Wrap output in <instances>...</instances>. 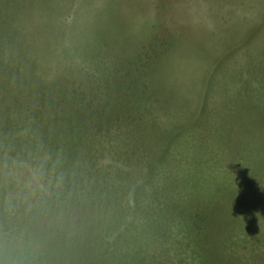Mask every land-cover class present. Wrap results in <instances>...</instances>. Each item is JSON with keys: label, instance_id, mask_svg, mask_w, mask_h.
<instances>
[{"label": "rangeland", "instance_id": "rangeland-1", "mask_svg": "<svg viewBox=\"0 0 264 264\" xmlns=\"http://www.w3.org/2000/svg\"><path fill=\"white\" fill-rule=\"evenodd\" d=\"M0 6V264H264V0Z\"/></svg>", "mask_w": 264, "mask_h": 264}, {"label": "trees", "instance_id": "trees-1", "mask_svg": "<svg viewBox=\"0 0 264 264\" xmlns=\"http://www.w3.org/2000/svg\"><path fill=\"white\" fill-rule=\"evenodd\" d=\"M1 1V0H0ZM3 6H0V9L2 8ZM0 21H1V16H0ZM4 21V19H2V22ZM5 22V21H4ZM2 29H0V31H1ZM4 34L3 33H0V42H2V41H5L6 42V38H5V36H3ZM95 70H97V71H100L99 70V68H97V69H95ZM121 70H123V72L127 75V74H129V70H128V68H122ZM100 73H101V75H102V71H100ZM125 74H123V75H125ZM120 76V75H119ZM97 77V79L100 77L101 78V76H100V74L99 75H97L96 76ZM99 78V79H100ZM118 81L117 82H114V83H111L110 85H108L107 83L106 84H104L103 86L100 84V82H99V80H98V82L97 83H95V84H91V86H88V84H87V88H89V89H98L100 86H102V87H104V88H102V90L100 91V93L103 95V96H107V95H109L108 97H111V98H114V100H116L117 98H118V94H119V92H122V91H124L122 88L125 86L123 83V78H121V77H118ZM124 85V86H123ZM128 84H126V86L125 87H128L127 86ZM40 87V86H39ZM0 88H1V84H0ZM33 90V89H32ZM32 90H30V91H32ZM97 91V90H96ZM96 91H90L88 94H82L81 96H82V98L83 99H79V101H78V103H80V105L81 104H93V101H92V94L94 93V92H96ZM111 94V95H110ZM96 98H99V97H96ZM114 103H116L117 105H119V101L117 100V102H114ZM105 104H107V101H105L104 102V104L103 105H105ZM66 105H70V104H68V103H66V104H62V107H67ZM100 105V104H99ZM126 105H127V102H126ZM70 106H72V104L70 105ZM101 108H103V107H101ZM100 108H97L96 110L95 109H92V110H85V109H83V110H85V111H88V112H90L88 115H90V116H93V117H95L96 119H97V117H96V114H99V116H100V118H98V121H101V120H104V114H106V111L107 110H99ZM63 110H65V108H63ZM114 116H115V114H114ZM137 117L138 115H136V114H134L132 117L134 118V117ZM128 117H131V116H129L128 115ZM114 119V118H113ZM78 120L79 119H77V120H70V118L67 120V125L65 124V122H64V124H65V127L63 128V131H62V133H60L59 135H57V133L56 132H53L51 135H52V137L54 138V139H58V140H61V138L64 136V137H71V136H73V138H74V140L77 138V135H78V132H77V130L75 131V130H73L74 128H75V126H79V123H78ZM97 121V122H98ZM49 125V124H48ZM96 131L98 132L99 131V128H97L96 129ZM48 133V128H46V132H45V134H47ZM253 151V149L250 147L249 149H248V152H249V154H250V152H252ZM258 154V153H257ZM249 156V155H248ZM248 156H246V159L248 158ZM248 162L249 161H247L246 162V164H245V166H244V169L246 170L244 173H245V175H247V178H242L241 179V181L239 182V183H237L236 181L233 183L234 185H236V186H239V187H244V186H246L247 184H248V180H249V165H248ZM251 171V173H252V169L250 170ZM257 186H260V188L261 187H263L264 188V177L262 178V179H258L257 178V185H256V188H255V190H258V188H257ZM260 190V192L262 191V189H259ZM249 194V193H248ZM247 195V194H246Z\"/></svg>", "mask_w": 264, "mask_h": 264}]
</instances>
